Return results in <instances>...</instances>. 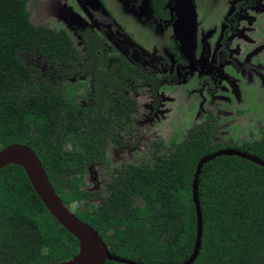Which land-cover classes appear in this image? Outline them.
Returning <instances> with one entry per match:
<instances>
[{"label":"trees","instance_id":"trees-1","mask_svg":"<svg viewBox=\"0 0 264 264\" xmlns=\"http://www.w3.org/2000/svg\"><path fill=\"white\" fill-rule=\"evenodd\" d=\"M30 1L0 0V150L32 149L55 193L69 208L83 204L75 216L112 255L141 264L185 262L196 238L192 182L199 160L221 148L264 160V141L221 147L206 131H191L155 150L149 163L110 170L104 193L85 191L88 167L108 164L106 150L119 143L135 103L124 95L123 73L113 69L108 77L99 65L90 102L78 106L66 80L78 72L76 51L62 29L30 22ZM31 57L51 67L52 77L43 78ZM197 194L202 237L192 264H264V168L216 157L202 167ZM139 199L142 205H134ZM77 253V240L49 214L24 170L1 169L0 264H59Z\"/></svg>","mask_w":264,"mask_h":264},{"label":"flooded vegetation","instance_id":"flooded-vegetation-1","mask_svg":"<svg viewBox=\"0 0 264 264\" xmlns=\"http://www.w3.org/2000/svg\"><path fill=\"white\" fill-rule=\"evenodd\" d=\"M50 2L72 30L73 37L61 28L76 51L78 72L66 80L77 105L90 102L99 65L108 77L113 69L123 73L124 95L135 109L122 132L138 149L142 140L158 139L149 147L150 159L191 131H206L221 147L264 141V0ZM30 59L43 78L52 77L51 67ZM170 117L181 123L180 142L154 131L146 136ZM118 137L113 144L123 149ZM227 149L233 148L215 152Z\"/></svg>","mask_w":264,"mask_h":264},{"label":"water","instance_id":"water-1","mask_svg":"<svg viewBox=\"0 0 264 264\" xmlns=\"http://www.w3.org/2000/svg\"><path fill=\"white\" fill-rule=\"evenodd\" d=\"M44 6L46 7V5ZM61 14H63V12L58 9V13L55 16L60 18ZM220 156H236L264 168V160L236 149L220 150L211 155L204 156L199 160L192 182V201L195 206L197 218L196 238L192 254L185 262L180 264H192L198 256L202 237V218L197 194L198 177L202 167L206 163ZM9 165L19 166L24 170L32 189L49 214L77 240L78 253L73 258L59 264H105L106 261H113L121 264H141L119 258L109 252L108 247L99 233L80 221L75 216L74 212L66 206L55 193L40 160L28 146L13 144L1 149L0 170Z\"/></svg>","mask_w":264,"mask_h":264},{"label":"rangeland","instance_id":"rangeland-1","mask_svg":"<svg viewBox=\"0 0 264 264\" xmlns=\"http://www.w3.org/2000/svg\"><path fill=\"white\" fill-rule=\"evenodd\" d=\"M45 1V2H44ZM51 0H42V3H38L37 1L33 2L30 1L27 4V10L30 13V22L34 26L44 25L48 26L51 30L56 29H65L69 35H72V30L67 27L65 24V21L56 17L55 15L58 13V8L54 4L50 2ZM44 2V3H43ZM43 4V6H42ZM46 5V7L44 6ZM47 13H46V11ZM51 15V16H50ZM73 37V35H72ZM75 42L76 40L73 39ZM73 41V44H74ZM76 46V50L78 51L80 49L79 45L77 46V42L74 44ZM41 68L44 67V65H40ZM40 69V68H39ZM48 69V68H47ZM41 70V69H40ZM83 93V92H80ZM79 101H84L83 99H78ZM178 123H175L171 121V117L168 121L163 122L160 126H156L153 130H146L145 134L146 136H149L150 133L153 131L158 133L161 137L165 140V138H172L176 140V142H180L184 132L180 129L181 123L177 120ZM173 123V124H171ZM143 132V130H142ZM123 134L120 135V138H122V142L125 145V147L119 148L115 144H109L107 150H106V159H107V165L106 166H94L93 168H90L86 171V174L84 176V185L83 189L88 192H97V193H104L106 183L110 180V170L114 168H118L122 164H140V163H149L150 158L147 157L150 155L151 148L149 149L152 142L158 141V139H149L150 142H146V139L142 140L140 143V148L132 147L131 141H126L124 138L125 132H122ZM182 133V136H179V134ZM147 138V139H148ZM142 145V146H141ZM137 149L136 151L134 149ZM94 201V200H92ZM91 201V202H92ZM95 204H97L96 201H94ZM134 205L141 206L142 201L135 200ZM79 207H83V204L80 203L79 205L73 204L71 206V210L74 211Z\"/></svg>","mask_w":264,"mask_h":264}]
</instances>
